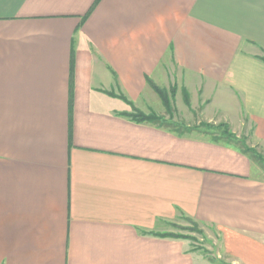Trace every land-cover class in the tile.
I'll return each mask as SVG.
<instances>
[{"label": "crops", "instance_id": "crops-1", "mask_svg": "<svg viewBox=\"0 0 264 264\" xmlns=\"http://www.w3.org/2000/svg\"><path fill=\"white\" fill-rule=\"evenodd\" d=\"M263 50L264 0H0V264H264V171L128 112L171 68L264 148Z\"/></svg>", "mask_w": 264, "mask_h": 264}, {"label": "rangeland", "instance_id": "rangeland-1", "mask_svg": "<svg viewBox=\"0 0 264 264\" xmlns=\"http://www.w3.org/2000/svg\"><path fill=\"white\" fill-rule=\"evenodd\" d=\"M175 75L170 68L167 78L159 85L155 84L163 91L167 105L164 104L162 96L153 89L156 92L155 99L150 103L147 101L148 105L140 106L141 108L131 105L129 115L136 120L152 115L158 118V124L177 127L180 131L186 127H198L211 138L217 137L222 141L226 136L223 133L226 127L232 135L264 155V148L256 139L254 140L246 116L235 122L217 116L213 111H205L206 109H203L205 101L199 99L198 94L192 95L190 91L188 92L179 76ZM169 229L170 232L190 235V247L207 256L212 264H231L230 258L222 251L219 234L213 227L195 223L192 218L181 217L177 222L171 223Z\"/></svg>", "mask_w": 264, "mask_h": 264}, {"label": "trees", "instance_id": "trees-1", "mask_svg": "<svg viewBox=\"0 0 264 264\" xmlns=\"http://www.w3.org/2000/svg\"><path fill=\"white\" fill-rule=\"evenodd\" d=\"M263 52H264V50H263ZM260 58L262 60H264L263 56H261ZM151 86L153 87V89L158 94H160L162 96L164 104L167 105V101H166L167 98L165 97V95H163V91L153 83L151 84ZM157 120H158V118L153 117L152 115L151 116H144V118L141 119V121H148L151 123H157L158 122ZM158 125H161V124H158ZM174 129L177 130V127ZM192 129H198V127H186L181 131L180 130H177V131L182 132V131L192 130ZM227 130L228 129L226 127H224L223 133L227 136V137L225 136L224 141L218 139L217 137H214L213 139L215 141H222L224 143H227L229 145L234 146L236 149H238L240 152L245 154L253 163H255L260 169H262L264 171V155H262L260 152H258L256 149H254L252 146H249L248 144H246L242 139L232 135L231 132H228ZM193 221L195 223H200L194 219H193ZM161 236L172 237V238H182V239H187V240L190 239V235L184 234V233H178V232H166V233H162ZM193 249L195 250L196 248H193Z\"/></svg>", "mask_w": 264, "mask_h": 264}]
</instances>
